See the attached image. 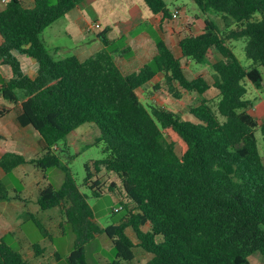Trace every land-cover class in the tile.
<instances>
[{
  "label": "trees",
  "instance_id": "1",
  "mask_svg": "<svg viewBox=\"0 0 264 264\" xmlns=\"http://www.w3.org/2000/svg\"><path fill=\"white\" fill-rule=\"evenodd\" d=\"M83 1L33 0L28 6L9 0L0 10V61L13 72L0 84L8 102L0 115L17 106L18 124L32 126L44 150L29 161L7 152L0 166L11 172L32 163L43 171L57 167L65 172L60 188L41 185L38 203L43 210L66 205L64 220L75 234L70 264H86L85 245L98 234H105L116 250L105 264L130 263L137 248L151 255L142 264H249L253 253L264 256V154L257 137L259 132L264 139V121L250 113L253 103L246 97L247 81L264 87V0H193L206 15L205 30L186 35L180 47L183 57L210 65L213 80L189 77L163 40L153 60L129 74L117 64L108 39L86 59L56 58L43 31ZM144 1L153 13L172 18L165 0ZM214 13L224 19L223 28L211 17ZM240 39L249 66L231 46ZM213 49L222 57L210 63ZM24 54L38 63L35 77L22 68ZM159 72L175 97H181L175 84L199 96L200 103L190 108L195 120L141 100L138 89ZM211 89L216 94L208 98ZM21 96L25 99L19 104ZM88 122L99 127L91 144L101 145L105 156L86 165V177L78 184L63 157L70 151L68 138ZM117 190L125 196L120 206L126 215L101 227L89 197ZM11 199L20 195L0 182V201ZM45 251L39 242L33 244L35 256ZM29 257L7 237L0 239V264H33ZM61 258L55 252V259Z\"/></svg>",
  "mask_w": 264,
  "mask_h": 264
},
{
  "label": "crops",
  "instance_id": "2",
  "mask_svg": "<svg viewBox=\"0 0 264 264\" xmlns=\"http://www.w3.org/2000/svg\"><path fill=\"white\" fill-rule=\"evenodd\" d=\"M165 1L170 9L169 5L174 0ZM24 2L28 6H33V0H24ZM184 4L175 6L171 13L178 10L179 15L177 18H170L164 17L162 13H153L144 0H84L47 27L43 31L42 37L47 45L49 44L51 48L57 50L58 55L61 56L63 46H69L72 55H77L81 59H86L106 47L105 40L108 39V48L113 52L117 64L126 74L138 71L153 60L157 54L159 40L165 41L182 63L183 60H186L190 65L198 66L199 63L183 57L180 41L188 34L198 35L204 32L206 15L194 6H192L193 11L189 12L187 5ZM4 7L5 3L0 1V10ZM94 22L99 23L100 27L88 31L87 26ZM218 24L223 28L224 25ZM47 29H50L51 33L46 34ZM1 42L0 35V44ZM211 54L214 59L209 58ZM221 57V54L215 49L208 53L210 63L220 60ZM20 58L24 72L35 77L38 71L37 61L25 54ZM12 75L11 67L0 61V84L9 80ZM251 85L254 90L249 96L247 83L246 97L253 103L249 111L258 121H264V97L260 92L264 87L256 88L253 84ZM175 86L182 96L186 90L178 84ZM208 92L205 96L209 98ZM256 92L258 95L255 94ZM167 93L170 94V88L165 83L162 72L157 73L151 81L138 89L140 98H145L146 104L152 103L164 107L166 105L161 98ZM24 99L21 96L19 104ZM7 105L8 102L0 94V110ZM11 107L12 110L8 113L0 115V158L7 152L21 154L28 161L41 156L44 150L40 144V134L32 126L19 125L16 120L17 106L11 105ZM166 108L170 109V107ZM10 175H14L22 182L23 189L20 192L17 187L9 185V181L6 182ZM46 180L47 171L37 168L32 163L19 165L11 172H6L0 166V182H3L12 194L20 195V199L0 201V239L7 237L10 245L11 241L24 244L26 248L22 252L28 251L26 254L31 258L33 257L31 252L33 244L39 242L31 243L29 241L31 224H36L35 220H38L50 233H52L50 227H53L57 229V232L54 233L60 234L66 223L63 212L57 214L55 208L43 210L38 203L39 189L41 185L47 184ZM134 261L128 264L135 263Z\"/></svg>",
  "mask_w": 264,
  "mask_h": 264
},
{
  "label": "rangeland",
  "instance_id": "3",
  "mask_svg": "<svg viewBox=\"0 0 264 264\" xmlns=\"http://www.w3.org/2000/svg\"><path fill=\"white\" fill-rule=\"evenodd\" d=\"M185 3L188 7V11H193L192 6L197 8L193 0H174L170 3V10H173L175 6H181ZM184 4V5H185ZM198 10V9H197ZM212 18L217 21L221 25H224L223 18L220 15L214 13L211 15ZM46 34L51 33L50 29H47ZM93 34V33H89ZM244 40H235L232 42L231 46L240 59V61L244 65H249L251 62L250 59L246 57L244 51ZM51 53L56 58H63L72 55L69 46H63V51L61 52V56L57 54V52L51 48L48 44ZM210 59H214L213 55H209ZM209 60V59H208ZM210 62V61H209ZM184 68L189 77H195L197 75H203L208 80H213L212 78V67L208 64H200L196 66L195 64L190 65L188 61L183 60ZM249 86V96L252 95L254 89H252V83L247 81ZM215 89H211L208 92V96L212 97L215 95ZM262 96L264 97V88L260 90ZM258 95V93H255ZM142 101L145 103V98L141 97ZM164 105L166 107H170V109L175 110L183 119L195 120L193 114L190 113V108L192 106H196L200 103V99L198 95L192 92L184 91L180 98H177L170 92L167 95H164L161 98ZM256 100V99H254ZM159 102H161L159 100ZM152 104V103H151ZM100 135V129L95 122H88L79 127L77 130V134L75 136L69 137L67 140V145L70 148L69 154L64 155L63 161L66 163L69 162V166L71 169V173L78 184L82 183L86 177V165L91 164L92 161L96 159H100L105 156L102 146L91 144L95 141V138ZM258 142L262 153L264 154V139L262 135L257 133ZM105 176V175H103ZM65 179V172L57 167L50 168L47 171V180L46 183H51L55 188H60ZM9 181V182H8ZM6 182L9 185H13L17 187L20 192L23 189L22 182L14 177V175H10ZM123 197V198H122ZM120 201H126L125 196L123 195L121 190H117L114 194H106L100 197H89V204L91 205L94 213L95 220L101 227H106L113 223H118L125 215L126 211L124 209L114 211L115 207H120ZM63 207L55 208L57 214L63 212ZM50 224V223H49ZM35 225V226H34ZM63 228V232L60 234H56L57 229L50 227L52 233H50V237H44L41 231L38 229L36 224H31L30 235L28 236L29 241L31 243H35L39 241V243L46 248V251L40 255L35 256L32 252L33 257H29V261L33 264H70L68 256L73 250L74 242H75V234L72 230L70 224L65 223ZM129 233L132 235L133 232L129 230ZM11 245L23 251L26 246L18 241H11ZM55 252H59L62 255V258L57 260L55 259ZM28 253V251H26ZM136 258L135 263L131 264H140L144 263L149 259L150 255L144 250L137 248L135 249ZM116 256V250L112 244V242L108 239L105 234L96 235L95 239L85 245V262L86 264H105V262L114 259ZM125 264H128L125 262ZM249 264H264V256L259 252L253 253L249 258Z\"/></svg>",
  "mask_w": 264,
  "mask_h": 264
},
{
  "label": "built area",
  "instance_id": "4",
  "mask_svg": "<svg viewBox=\"0 0 264 264\" xmlns=\"http://www.w3.org/2000/svg\"><path fill=\"white\" fill-rule=\"evenodd\" d=\"M2 3H7L9 0H0ZM179 15V12L178 10H175L173 13H172V18H177ZM100 27V24L97 23V22H94V23H91L87 26V30L88 31H91L93 30L94 28H98ZM119 209H121V206L120 207H115L114 210L115 211H118Z\"/></svg>",
  "mask_w": 264,
  "mask_h": 264
}]
</instances>
